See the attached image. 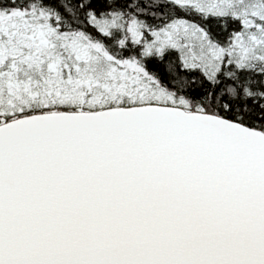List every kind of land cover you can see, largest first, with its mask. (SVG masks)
<instances>
[{
  "label": "snow or ice",
  "instance_id": "6c2138e0",
  "mask_svg": "<svg viewBox=\"0 0 264 264\" xmlns=\"http://www.w3.org/2000/svg\"><path fill=\"white\" fill-rule=\"evenodd\" d=\"M0 264H264V0H0Z\"/></svg>",
  "mask_w": 264,
  "mask_h": 264
}]
</instances>
